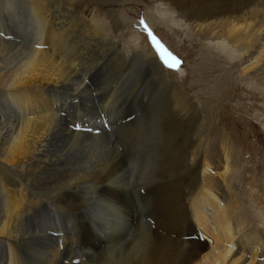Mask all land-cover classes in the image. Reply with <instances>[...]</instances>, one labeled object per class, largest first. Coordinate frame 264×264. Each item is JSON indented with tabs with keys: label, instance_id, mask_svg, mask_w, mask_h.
<instances>
[{
	"label": "bare ground",
	"instance_id": "obj_1",
	"mask_svg": "<svg viewBox=\"0 0 264 264\" xmlns=\"http://www.w3.org/2000/svg\"><path fill=\"white\" fill-rule=\"evenodd\" d=\"M147 1L153 27L188 32L201 66L222 46L264 84V0ZM93 11L0 0V264H264V178L251 182L231 141L210 137L160 51L112 38ZM138 206L149 217L133 225ZM83 209L89 221L73 226Z\"/></svg>",
	"mask_w": 264,
	"mask_h": 264
},
{
	"label": "rangeland",
	"instance_id": "obj_2",
	"mask_svg": "<svg viewBox=\"0 0 264 264\" xmlns=\"http://www.w3.org/2000/svg\"><path fill=\"white\" fill-rule=\"evenodd\" d=\"M103 1L80 0L82 4L89 7L90 11L94 10L95 17L110 29L109 32L112 34V38L120 37L125 45H129V38L134 35L136 38H140L142 35L144 42L141 43V47L150 46L149 49L153 48L155 51H160L162 56L170 63L175 61V67L171 69L174 75L171 73L169 80L178 82L181 85L184 84L182 86L186 91L197 98L203 108L210 137L214 139L218 138V135L221 136V133L224 134V137L231 141L233 149H236L235 155H242L245 160L246 170H244L243 175L245 174V177L248 175L250 179L255 177L254 180H256V177L264 178V167L259 165V162H264V84L253 81V79L250 81L244 80V76L240 73L241 63L235 59L236 54L234 56L226 53L227 51L222 46L213 49L221 55L217 64L221 67H217L214 63L201 66L200 54H202V51L199 46L193 45L186 39L188 32L181 30L178 33H171L162 26L156 25L157 30L153 27L148 16H146L148 12L156 14L153 2L147 0L146 2H140L141 0ZM145 19L148 20L145 21ZM149 32L151 35H149ZM198 65L199 69L193 73L194 68ZM181 68L183 71L179 74ZM108 69L106 74L109 73L107 76L110 77L112 71L110 67ZM187 74L188 79L185 82L177 77V75L185 77ZM209 105L214 106L213 115L208 110ZM162 108L164 109V107ZM226 134L227 136H225ZM256 181L255 183L258 186L252 188L253 190H259V195L264 198V182H259L258 179ZM249 187L251 188L250 184L246 186L240 183L239 192H246ZM249 209L250 212L252 211L251 214L256 217L251 204ZM84 210L81 212L75 211V215L70 220L73 226L77 225L76 222L80 216L82 218L80 220L84 221V224L89 221L87 219L89 218V211ZM67 212L64 210L63 215L54 216V218H58L54 223L56 226L64 227L65 223H68L67 217L64 216ZM132 216L133 225L142 223L141 220L144 216L145 221L143 222H146L147 217H149L148 213H140L139 206L132 209ZM77 217L79 218L77 219ZM253 220L260 228H263L262 225L264 224H262L263 221L260 218L256 217ZM255 230L258 235L257 241L262 242L259 243L260 253L264 254V235L258 228H255Z\"/></svg>",
	"mask_w": 264,
	"mask_h": 264
},
{
	"label": "snow or ice",
	"instance_id": "obj_3",
	"mask_svg": "<svg viewBox=\"0 0 264 264\" xmlns=\"http://www.w3.org/2000/svg\"><path fill=\"white\" fill-rule=\"evenodd\" d=\"M143 23V21H141ZM149 35H151V33L149 32ZM165 64L169 67V68H173L175 67L176 62L173 61L172 63H169L168 61H165Z\"/></svg>",
	"mask_w": 264,
	"mask_h": 264
},
{
	"label": "water",
	"instance_id": "obj_4",
	"mask_svg": "<svg viewBox=\"0 0 264 264\" xmlns=\"http://www.w3.org/2000/svg\"><path fill=\"white\" fill-rule=\"evenodd\" d=\"M163 52V51H162Z\"/></svg>",
	"mask_w": 264,
	"mask_h": 264
}]
</instances>
